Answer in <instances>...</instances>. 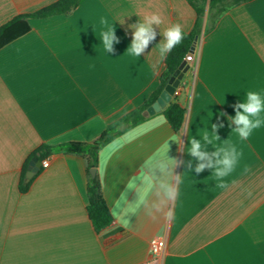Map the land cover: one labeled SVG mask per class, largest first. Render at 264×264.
<instances>
[{"label":"crops","instance_id":"obj_1","mask_svg":"<svg viewBox=\"0 0 264 264\" xmlns=\"http://www.w3.org/2000/svg\"><path fill=\"white\" fill-rule=\"evenodd\" d=\"M55 1L0 0V27ZM153 13L163 21L155 40L130 55L131 25ZM206 19L178 94L164 106L184 108L180 129L162 108L99 152L111 224L98 233L86 212L80 158L47 157L23 193L21 173L40 146L93 142L142 106L164 69V30L180 24L189 33L194 10L186 0H82L68 15L28 19L30 30L0 48V264H141L152 238L165 242L161 264H264V124L241 140L228 119L247 92L264 95V0L232 7L208 31ZM109 27L119 39L111 53L101 42ZM212 124L224 126L205 146L200 133ZM192 138L213 164L217 146L241 153L234 172L220 178L226 187H217L211 167L195 172L209 161L188 155ZM167 155L176 160L172 173L153 171Z\"/></svg>","mask_w":264,"mask_h":264},{"label":"trees","instance_id":"obj_2","mask_svg":"<svg viewBox=\"0 0 264 264\" xmlns=\"http://www.w3.org/2000/svg\"><path fill=\"white\" fill-rule=\"evenodd\" d=\"M81 1L82 0H57L36 12L15 16L0 27V48L30 30L28 19L46 18L53 15H68ZM246 1L249 0H186L196 14L194 28L189 33L183 32L184 37L182 41L167 54L164 61V69L158 79V85L145 103L128 112L116 122L108 125L101 135L93 142H69L59 146H40L29 156L26 162L20 176L18 185L19 191L23 193L28 190L33 179L41 171L42 167L27 183H24L26 168L31 158L36 157L39 161H42L55 153L80 158L83 163L86 179V194L88 200L86 205L87 216L97 233L108 227L111 224V216L102 194L100 178L97 173L95 176H91L89 172L90 169L97 168L99 152L116 137L139 123H142L146 119L142 116V112L157 100L161 92L167 86L175 70L180 66L184 57L190 51L194 37L200 33L206 6L207 19L205 31H208L215 26L219 18L229 9ZM184 112V108L178 103L170 102L163 109L162 115L170 127L174 131H177L182 125Z\"/></svg>","mask_w":264,"mask_h":264},{"label":"clouds","instance_id":"obj_3","mask_svg":"<svg viewBox=\"0 0 264 264\" xmlns=\"http://www.w3.org/2000/svg\"><path fill=\"white\" fill-rule=\"evenodd\" d=\"M162 18L160 15L153 13L144 17L143 21H139L131 25L133 29V39L127 51L130 55L140 56L145 53L149 44L152 43L157 35L154 26L159 27L162 23ZM184 37L182 26L180 24H172L170 27L166 28L163 32V42L159 46V52L161 59L166 58L167 54L179 44ZM101 42L107 53L114 51L113 44L118 43L119 39L115 35V28L109 27L106 31L101 33ZM236 115L234 117H228L230 120V125L234 123L237 127L232 130L241 140H246L249 138L251 133L261 127L264 124V95L256 91H249L246 93V97L242 102L235 105ZM221 115H224L221 113ZM223 124H212L211 132L204 131L200 133L204 145L215 144V141L219 140V136L216 135L219 128H222ZM169 146V145H168ZM201 140L192 138L190 141V148L188 150V155L195 157L198 161L208 160L209 162H200L195 167V172L200 173L206 167L213 168V175L218 181L217 187L224 188L226 185L219 182L220 178L229 176L233 173L237 167L238 160L240 159L241 153L237 151L236 147L231 144H225L223 146L215 147V151L212 156L218 157L215 164L211 162V157L207 151H202ZM176 160L169 158L156 159L152 165V170L155 171L159 169L161 172L168 171L172 173ZM191 161L188 162V167L191 168ZM249 169L246 167L244 169L247 172ZM161 188L165 189L167 195L171 197L172 189L166 185L161 184ZM251 195V193H248Z\"/></svg>","mask_w":264,"mask_h":264},{"label":"water","instance_id":"obj_4","mask_svg":"<svg viewBox=\"0 0 264 264\" xmlns=\"http://www.w3.org/2000/svg\"><path fill=\"white\" fill-rule=\"evenodd\" d=\"M196 41V37L193 40L192 46L190 48V53L192 54L194 51V44ZM189 69V63L186 60H183L180 66L175 70L173 75L171 76L167 86L165 89L161 92L157 100L148 108H146L142 112V116L147 118L156 112L160 111L167 102H169L171 95L173 94V91L179 83L181 82L184 74ZM41 168V161H39L36 157L31 158V160L28 163V166L26 168L25 177H24V183H27ZM91 176H95L96 174V168H92L89 170Z\"/></svg>","mask_w":264,"mask_h":264},{"label":"built area","instance_id":"obj_5","mask_svg":"<svg viewBox=\"0 0 264 264\" xmlns=\"http://www.w3.org/2000/svg\"><path fill=\"white\" fill-rule=\"evenodd\" d=\"M185 60L190 63L193 61L191 53L185 56ZM178 94V89L175 88L172 96ZM49 165V158H45L41 161V167L46 168ZM165 247V242L161 238H152L149 241L148 257L141 264H161V256Z\"/></svg>","mask_w":264,"mask_h":264},{"label":"rangeland","instance_id":"obj_6","mask_svg":"<svg viewBox=\"0 0 264 264\" xmlns=\"http://www.w3.org/2000/svg\"><path fill=\"white\" fill-rule=\"evenodd\" d=\"M205 14H207V6H206V8H205Z\"/></svg>","mask_w":264,"mask_h":264}]
</instances>
